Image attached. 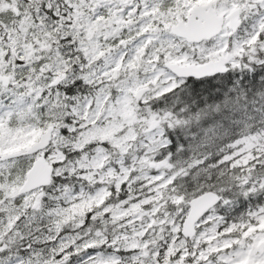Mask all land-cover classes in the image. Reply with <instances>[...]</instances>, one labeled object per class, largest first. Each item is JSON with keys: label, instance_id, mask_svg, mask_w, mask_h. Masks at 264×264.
Masks as SVG:
<instances>
[{"label": "snow or ice", "instance_id": "snow-or-ice-1", "mask_svg": "<svg viewBox=\"0 0 264 264\" xmlns=\"http://www.w3.org/2000/svg\"><path fill=\"white\" fill-rule=\"evenodd\" d=\"M0 264H264V0H0Z\"/></svg>", "mask_w": 264, "mask_h": 264}]
</instances>
